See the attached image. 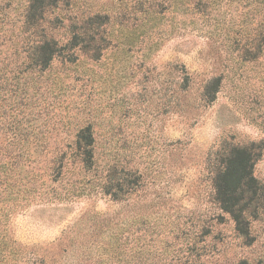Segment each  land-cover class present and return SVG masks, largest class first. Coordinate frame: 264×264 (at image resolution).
I'll return each instance as SVG.
<instances>
[{
  "label": "rangeland",
  "instance_id": "rangeland-1",
  "mask_svg": "<svg viewBox=\"0 0 264 264\" xmlns=\"http://www.w3.org/2000/svg\"><path fill=\"white\" fill-rule=\"evenodd\" d=\"M25 2L0 0V221L11 236L56 259L74 242L86 264H264V150L246 238L208 171L223 142H264V0H59L41 31L81 42L36 73L20 67L15 39ZM88 125L86 170L70 148ZM63 149L56 176L49 161ZM107 171L133 182L116 199L100 189Z\"/></svg>",
  "mask_w": 264,
  "mask_h": 264
},
{
  "label": "trees",
  "instance_id": "trees-1",
  "mask_svg": "<svg viewBox=\"0 0 264 264\" xmlns=\"http://www.w3.org/2000/svg\"><path fill=\"white\" fill-rule=\"evenodd\" d=\"M58 1L26 0L19 23V35L15 37L20 49L19 55L23 57L20 67L27 62L35 73L42 72L50 66L56 57L63 54L65 48L73 49L80 44L81 38L78 34L73 33L71 39L61 45L53 37L41 31L45 8L55 6ZM92 23V19L87 21L88 25H92ZM99 24L104 23L101 20ZM211 85H214V89L210 99L207 97L209 102L215 99V94L218 92V79ZM208 92L204 93L205 97L209 95ZM74 138L73 147L70 148L72 150L71 158H77L84 169H91L95 162V139L91 126L81 128ZM263 150L264 142H252L245 146L223 142L208 161L213 200L219 209L231 218L237 234L244 238L249 236L251 220L257 207L261 204L260 186L254 177L253 170ZM58 152V155L57 152L54 153L49 161V165L52 166L51 170L55 171L54 175L56 176L65 167L66 158H68L67 150L63 149L62 152ZM132 184L133 182L125 177H111V172L107 171L100 182V189L104 195L116 199L118 194ZM63 198L71 200V196ZM75 249L74 242H71L61 250L62 254L70 251V255L62 258L61 254L58 259L54 257L55 255L48 257L47 251L42 249L36 251L11 236L8 215L7 219L5 216L4 220L0 221V264H86L89 262L85 259L81 260L80 255L75 254Z\"/></svg>",
  "mask_w": 264,
  "mask_h": 264
}]
</instances>
